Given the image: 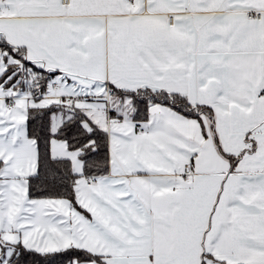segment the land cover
Listing matches in <instances>:
<instances>
[{
  "label": "snow or ice",
  "instance_id": "snow-or-ice-1",
  "mask_svg": "<svg viewBox=\"0 0 264 264\" xmlns=\"http://www.w3.org/2000/svg\"><path fill=\"white\" fill-rule=\"evenodd\" d=\"M0 264H264V0H0Z\"/></svg>",
  "mask_w": 264,
  "mask_h": 264
}]
</instances>
